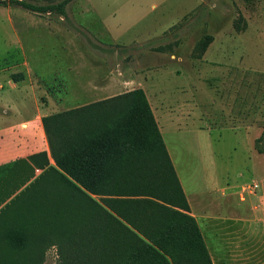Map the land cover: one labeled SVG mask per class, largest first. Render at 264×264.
Returning <instances> with one entry per match:
<instances>
[{
    "label": "rangeland",
    "instance_id": "obj_1",
    "mask_svg": "<svg viewBox=\"0 0 264 264\" xmlns=\"http://www.w3.org/2000/svg\"><path fill=\"white\" fill-rule=\"evenodd\" d=\"M2 1L9 0H0V68L4 70L0 72V78L7 77L1 81L8 78L22 80L28 69L36 70L33 63L39 64L40 68L45 63L51 65L50 57L59 55L62 58L64 55L60 52L67 47L76 53H85L91 61L94 55L89 51L93 45L99 44L100 40L109 41L105 35L107 32L94 16L95 12L89 10L87 0H74L67 7L65 19L61 15L32 12ZM29 1L45 4L58 0ZM88 1L99 8L105 17L104 23L112 27L111 33L120 41V44L112 45L115 47L113 53L108 50L100 55L106 68L110 70L113 66L119 70L121 78L131 77V83L121 86L119 95L143 86L157 115L160 99L163 101L168 96L173 100L177 87L189 83L188 73L193 71L191 63L197 61L200 43L208 35L221 30L237 32L235 22L243 28L242 31H248L235 40L236 58L239 60L244 55L242 62L248 68L259 67L264 71V0H202L195 7L197 0ZM184 12L176 24L159 36L147 39ZM85 22L96 28L98 37L89 30L85 31ZM69 26L72 30L67 28ZM26 62L29 63L27 67ZM199 68L203 73L207 71L206 66L200 65ZM217 70L214 74L219 75ZM247 79V91L242 92L247 97V105L242 104L239 109L234 106L236 103L229 102L231 110H225L222 108V93L227 90L234 94L240 92L234 88L223 91L225 88L219 82L217 87L210 88L208 83L203 84L207 93L203 90L200 91L204 94L196 92L202 100L196 102L198 106L191 120L194 125L179 131L171 122L164 131L172 166L191 204L196 208L202 206L198 205L199 202L215 199L216 205L209 212L207 208L203 211L202 214L207 216L200 219L199 226L213 264H264V200L253 202L255 194L250 190L255 179L260 183L264 180V132L254 135L233 128L238 122L255 121L264 128V72L248 69ZM187 93L190 97L193 91L188 89ZM255 95L257 104L253 98ZM118 96L99 102L98 109L104 117L118 103L115 100ZM172 109L175 111L174 106ZM227 114L233 118L228 120L224 116ZM239 116L241 121L237 120ZM72 124L66 122L63 126L66 132L63 136L67 140L57 141L60 160L66 157L65 146L70 141L68 134L74 130ZM198 124L209 127L195 131ZM259 137L263 138L257 143ZM142 159V156L137 157V160ZM53 160L54 163L50 161L45 165L35 188L0 212V264H60L61 242L67 246L69 260H75L69 264H121L123 251L120 244H126L127 251L131 248L132 256L133 245L142 242L152 244L168 264H190L186 243L173 226L179 218V212L174 211H187L171 202L176 198L171 188L174 180L170 170L166 175L159 172V181L155 182L121 179L116 195H93L108 214H105L103 224L98 219L93 231L84 232V236H73L70 233L79 213L76 211L81 198L63 175L56 173L63 170ZM150 183H158L157 192L151 190ZM247 183L250 188L244 190L242 186ZM258 187L254 191L260 194ZM148 192L164 197L166 201L143 196ZM151 200L158 201L162 207L151 206L148 202ZM189 214H192L191 206ZM131 219L136 222L131 223ZM102 228L104 233L99 232ZM100 238L110 241V246L101 244L103 247H96ZM76 243L82 246L77 252L73 249ZM154 258L153 255L144 260L155 264L158 261Z\"/></svg>",
    "mask_w": 264,
    "mask_h": 264
},
{
    "label": "crops",
    "instance_id": "obj_2",
    "mask_svg": "<svg viewBox=\"0 0 264 264\" xmlns=\"http://www.w3.org/2000/svg\"><path fill=\"white\" fill-rule=\"evenodd\" d=\"M201 1L199 0L198 2L197 0L194 7ZM87 2L89 10L95 12V18L99 22V25L103 26L107 32L105 35H108L106 37L109 39L106 42L100 40L99 44L93 45V48L89 51L94 55L91 61L87 59L85 53H76L70 47H67V49L60 52L64 55L62 58L59 55L56 58L50 57L51 65H47L48 63L44 62V67L40 68L39 64L33 63V67L36 70L28 69L27 76L22 80H14L13 78H8L6 81L0 80V212L27 187L40 178L45 169L42 167L45 164L44 152H47L49 162L52 161L54 163L47 130L43 122L45 116L82 108L108 98H113L120 94L121 86L126 87L131 83V77L125 76L121 78L119 70L114 69L113 66L110 67V70L106 68L100 55L108 50L113 53L115 47L112 45L116 43L120 44V41L115 39L116 37L111 33L112 27L104 23L105 17L99 8L89 3L88 0ZM185 12L175 19L166 22L153 32L152 36H147V39L159 36L169 27L173 26L174 23L176 24L184 16ZM61 17L65 19V16L61 15ZM81 25L83 24L81 23ZM83 26L85 27V31L89 30L94 35L97 34L96 28H92L90 24L85 22ZM69 27L67 28L72 30ZM246 32L248 31L229 32L221 30L214 34V39L203 56L197 58L196 62L191 63L193 71L188 73L190 77L189 83L177 87L179 93L176 91V96L173 100H170L168 96L163 101L160 99L161 106L158 115L154 105L148 98L166 147L164 131L168 128L169 123H174L179 131H185L191 127V124L194 125V122L191 120L194 119V111L198 106L196 102L202 100L197 97L196 92L203 93L206 87L204 85H207V83L209 85L208 88L212 86L217 87L216 83L219 82L225 88L223 91L229 88L232 90L237 89L240 92L239 94H234L232 92L228 93L227 90V93H222L221 97L224 100L222 108L225 110L226 108L231 110L230 103H236L234 106H239V109L240 105H247V97L242 94V92L247 91L249 83L247 71L248 69L259 72L264 71L260 70L259 67L252 66L248 68L242 62L244 55H241L238 60L234 54V50L237 48L235 40L242 37ZM115 50L117 51V48ZM73 54L81 56L75 57ZM25 64L26 67L29 65L28 62ZM200 65L206 66L207 71L203 73V69L199 68ZM2 69L0 68V72L4 71ZM215 70H217L216 73H219V75L214 74ZM2 78L7 77L4 76L0 79ZM253 85H256L255 81H253ZM138 88L145 90L143 86H139ZM188 89L193 91L190 97L187 96L188 93L186 94ZM200 90L203 91L201 92ZM43 94L46 95L44 96ZM253 98L257 104L256 95ZM173 106L175 107V111L172 109ZM239 109L238 114L241 115L242 113ZM224 116L228 120L233 118L228 114ZM237 120L241 121V116L237 117ZM196 127L195 131L200 132L201 130L208 129L209 126L205 127L198 124ZM233 128L244 129L248 133H254V135L264 132L263 126L258 124L257 121L252 123L238 122ZM256 181H258L259 187L257 190L260 191V194L256 193L254 189H250L255 194L254 198L252 197L253 202L261 199L264 200V180L261 183L258 179L254 180V182ZM247 184H243L242 188L244 190L246 187L250 188V184ZM183 190L191 206V213L200 226V219L202 217L205 218L206 215H203V211L207 208L209 212L216 205L215 199L211 198L206 203L199 202L198 205L202 206L195 208L191 204L185 188Z\"/></svg>",
    "mask_w": 264,
    "mask_h": 264
},
{
    "label": "trees",
    "instance_id": "obj_3",
    "mask_svg": "<svg viewBox=\"0 0 264 264\" xmlns=\"http://www.w3.org/2000/svg\"><path fill=\"white\" fill-rule=\"evenodd\" d=\"M73 1L58 0L57 2L45 4L29 0L2 2L7 5L22 6L32 12L51 13L67 17V7ZM234 26L238 32L243 30L238 22H235ZM213 39V35H208L200 43L201 50L196 55V58L203 56ZM115 98L118 103L112 107L110 112L105 113V117L101 109H98V105L101 103H93L82 108L71 109L43 118L52 156L57 165L63 170V172L57 171L56 173L62 174L65 181L71 188H74L73 190L81 198L80 207L78 206L79 208L76 211L80 214L78 213L74 228H72L70 234L73 236H84V232L93 231L97 227L98 219H101L103 224L105 214H108V212L92 197L93 195H116L115 191H117L119 182L122 181L121 179H127L124 181L131 182H155L159 181V172L166 175L170 170L171 178L174 180L171 188L174 190L176 198L171 200V202L173 205L187 211H174L176 213L179 212V218L173 226L178 231V236L181 240L186 243L190 259L189 263L213 264L199 224L196 218L189 214L190 205L188 199L172 166L167 147L145 90L136 88ZM65 117L67 118L65 119ZM105 118H108L106 123H104ZM89 119L90 121H88ZM66 122L73 123L71 129L74 130L68 134L70 143L68 142L65 146L67 148H65L67 151L66 157L60 160L58 157L61 150L57 145V141L58 139L67 140V137L64 138L63 136L66 133L63 129ZM60 136L61 138H59ZM262 138L259 137L257 143ZM259 149L263 152L261 148ZM43 156L45 157V164L43 166L41 164V166L44 168L49 163V159L47 152H44ZM140 156L143 159L137 160V157ZM42 174L39 179L27 187L6 207L14 205L29 189L35 188L42 178ZM157 185L158 183H150L153 192H157ZM154 194L148 192L147 195H142L166 201L164 197ZM178 199H181L182 202H178ZM148 202L151 206L162 207V204L158 201L151 200ZM135 222L134 219H131V223ZM99 232L104 233L103 228ZM99 243L96 244V247H103V244L110 246L109 244H111L110 241H105L104 238H100ZM124 245L126 244H120V249L123 251L120 257L121 264H153L144 260L146 257L150 258L153 255L155 257L154 260L158 261L155 264H168L165 257L152 244L146 242L135 243L133 245L135 247L132 249V256L131 248L127 251ZM81 248L82 246L78 243L73 246L75 252L81 250ZM59 249H61L60 264H69V262L75 261L69 260L67 257L68 251L64 242L59 244Z\"/></svg>",
    "mask_w": 264,
    "mask_h": 264
},
{
    "label": "built area",
    "instance_id": "obj_4",
    "mask_svg": "<svg viewBox=\"0 0 264 264\" xmlns=\"http://www.w3.org/2000/svg\"><path fill=\"white\" fill-rule=\"evenodd\" d=\"M258 184L255 182L254 185L252 186L253 189L257 188Z\"/></svg>",
    "mask_w": 264,
    "mask_h": 264
}]
</instances>
